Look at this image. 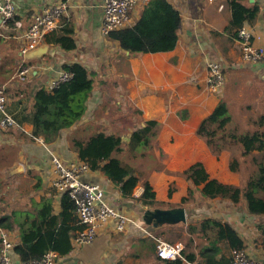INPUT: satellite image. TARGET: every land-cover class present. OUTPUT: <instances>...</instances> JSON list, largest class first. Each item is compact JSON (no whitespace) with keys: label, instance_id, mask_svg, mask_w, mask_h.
I'll list each match as a JSON object with an SVG mask.
<instances>
[{"label":"crops","instance_id":"0c3cea01","mask_svg":"<svg viewBox=\"0 0 264 264\" xmlns=\"http://www.w3.org/2000/svg\"><path fill=\"white\" fill-rule=\"evenodd\" d=\"M166 1L180 15L176 47L169 52L130 54L102 36L103 0H16L17 18L26 28L44 7L65 3L60 25L72 26L76 49L66 52L43 38L39 47L46 45V53L27 59L11 46L9 30L0 28V88L6 111L16 123L0 130V188L5 186L0 190V217L6 218L10 228L3 230L13 246L19 242L18 225L29 228L43 199L52 200L53 215L61 211L62 194L52 186V155L65 163H81L70 149L71 141H86L103 132L120 136L127 144L134 128L155 120L160 131L153 149L134 159L120 149L111 154L144 175L154 192V204L141 203V183L125 198L100 171L82 174L84 182L104 189L106 200L129 223L118 232L115 222H108L91 243L82 246L73 238L72 250L58 256L55 264H162L156 256L158 241L181 244L184 264H227L232 249L216 227L203 224L207 220L229 225L250 258L264 264V215L249 214L242 197L236 204L206 199L182 176L201 163L209 179L240 188L243 180L261 173L264 152L242 156L226 148L214 155L196 129L219 102L227 107L231 121L226 128L233 132L244 130L255 113L264 114V64L256 68L240 64V44L235 30L228 29L231 13L225 0ZM242 4L259 8L247 25L262 34L264 46V0ZM144 6H135L130 25L140 18ZM210 61L225 68V85L217 96L205 83ZM74 63L83 65L93 82L86 112L55 142L41 144L32 136L33 95L63 72V64ZM20 65L30 68L25 81L12 79ZM12 264H21L14 252Z\"/></svg>","mask_w":264,"mask_h":264},{"label":"trees","instance_id":"16d2710c","mask_svg":"<svg viewBox=\"0 0 264 264\" xmlns=\"http://www.w3.org/2000/svg\"><path fill=\"white\" fill-rule=\"evenodd\" d=\"M243 1L245 0H225L231 13L228 29L235 30L234 35L241 26L250 24L259 11L256 5L245 7ZM179 26L180 15L166 0H149L133 25L113 31L107 37L130 54L169 52L176 47ZM72 36V26L63 22L59 28L45 35L44 40L67 52L76 49ZM61 68L71 75L70 79L52 90L41 88L32 98V136L43 138L47 144L55 142L62 131L82 119L93 89L90 74L83 65L63 64ZM230 121L226 105L219 102L199 123L196 135L204 140L214 155L233 146L238 148L242 156L264 152V114L249 119L245 124L246 128L239 133L227 130ZM159 131L160 123L148 120L144 126L131 131L127 144L122 142L120 136L95 132L86 141H71L70 149L89 170L100 171L110 180L122 197H131L134 189L141 183V203L153 205L154 192L144 175L112 159L111 154L120 149L128 159H134L154 148ZM219 142L223 144L219 146ZM260 172L259 175L243 180L240 188L209 179L201 163L190 166L182 176L206 199L220 198L236 204L242 197L249 214L264 215V165L260 166ZM188 194L191 195V190ZM60 208V213L53 215L52 200L43 199L35 217L29 222V228L26 229L25 223L18 225L19 242L13 247V252L21 264L38 261L48 252L64 256L72 250L71 240L82 230V226L78 223L74 204L67 194H62ZM203 224L216 227L218 236L225 239L231 249L243 247L229 225L213 220H207ZM0 228H10L5 217H0ZM159 261L162 264H184L181 258Z\"/></svg>","mask_w":264,"mask_h":264},{"label":"built area","instance_id":"2783aa9c","mask_svg":"<svg viewBox=\"0 0 264 264\" xmlns=\"http://www.w3.org/2000/svg\"><path fill=\"white\" fill-rule=\"evenodd\" d=\"M149 0H103L100 32L107 37L109 33L130 26L131 14L136 5ZM67 10L63 2L44 7L33 15L31 24L26 28L17 18L16 0H0V28L9 30V39L13 48H19L25 56L39 47L45 34L56 30ZM236 38L240 44V64L248 68H256L264 64V46L262 34L252 26L244 24L236 30ZM225 68L219 61H210L206 66L205 83L209 93L220 95L225 85ZM30 68L20 65L13 78L25 81ZM71 75L66 72L54 77L45 89L52 90L60 83L66 82ZM4 90L0 88V130H7L16 125L13 117L6 111ZM38 142L45 144L41 137ZM52 165V186L61 194H67L74 204V214L82 230L74 237L78 246L91 243L98 231L108 222L114 221L118 232L124 231L129 218L117 211L106 200L104 189L98 184H90L82 180V174L89 171L84 163H65L58 156L50 157ZM13 244L6 231L0 228V264H12ZM184 247L181 244H169L163 241L156 243V256L163 261L182 258ZM58 255L46 253L40 260L26 264H55ZM227 264H260L250 258L245 248L232 249Z\"/></svg>","mask_w":264,"mask_h":264},{"label":"water","instance_id":"95a60500","mask_svg":"<svg viewBox=\"0 0 264 264\" xmlns=\"http://www.w3.org/2000/svg\"><path fill=\"white\" fill-rule=\"evenodd\" d=\"M46 49H47V46L46 45H43L41 47H38L35 50L29 52L26 55V58L27 59L39 58V57L43 56L46 53Z\"/></svg>","mask_w":264,"mask_h":264},{"label":"rangeland","instance_id":"374dc122","mask_svg":"<svg viewBox=\"0 0 264 264\" xmlns=\"http://www.w3.org/2000/svg\"><path fill=\"white\" fill-rule=\"evenodd\" d=\"M96 98V97H95ZM256 115V117L257 116H259L260 114L258 113V114H254L253 116H255ZM255 118V117H254ZM221 144H223V143H221V142H219V146L221 145ZM228 149L231 151V152H233V153H236V152H238L239 153V150H238V148L235 146H233V147H228ZM21 184H25L26 185V181H24V180H21V182H20ZM2 187H5V186H1V188H0V190L2 189ZM3 190H5V188L3 189Z\"/></svg>","mask_w":264,"mask_h":264}]
</instances>
